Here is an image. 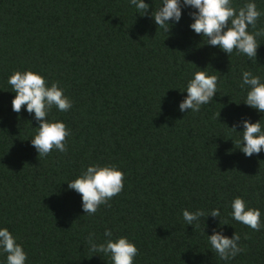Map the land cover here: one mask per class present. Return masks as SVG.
I'll use <instances>...</instances> for the list:
<instances>
[{
	"label": "trees",
	"instance_id": "16d2710c",
	"mask_svg": "<svg viewBox=\"0 0 264 264\" xmlns=\"http://www.w3.org/2000/svg\"><path fill=\"white\" fill-rule=\"evenodd\" d=\"M145 2L151 12L160 0ZM255 2L264 13V0ZM190 11L167 34L129 0H0V227L23 245L27 264H111L87 244L90 232L102 242L106 228L135 243V264H226L210 251L207 225L208 235H240L243 251L228 264H264V228L229 216L239 196L264 222V151L245 156L233 142L241 134L229 129L264 117L243 104L239 86L242 71L264 77V38L257 63L229 57L190 29ZM199 68L218 77V93L199 112H181V92ZM26 70L59 82L71 100L70 110L48 116L71 130L67 152L39 157L34 114L13 111L7 80ZM94 163L118 166L124 188L88 216L67 182ZM215 208L220 219L202 217L194 228L183 221L184 209Z\"/></svg>",
	"mask_w": 264,
	"mask_h": 264
},
{
	"label": "clouds",
	"instance_id": "9594fccd",
	"mask_svg": "<svg viewBox=\"0 0 264 264\" xmlns=\"http://www.w3.org/2000/svg\"><path fill=\"white\" fill-rule=\"evenodd\" d=\"M129 3L140 16L150 14L158 29L167 34L174 25L180 23L184 11L191 9L189 16L193 22L189 27L202 37L204 45L218 47L229 57L235 53L257 63L258 49L261 46L259 41L264 38V28L257 29V21L264 13L257 9L255 0H247L239 8L233 7L232 0H160L159 5L151 12L152 6L145 0H129ZM249 26L255 31H248ZM7 83L15 93L12 100L13 111L20 113L26 106V111L34 114L38 122L39 126L35 127L36 131L30 141L39 157H46L53 150L67 152L65 140L71 135V130L62 121L48 119L53 107L61 112L72 108V102L59 82L49 84L39 72L26 70L13 72ZM217 84L218 77L209 74L207 69L193 72L186 83L185 91L181 92L187 95L179 103V110L187 113L199 112L202 106L214 100L218 93ZM239 86L246 93L243 104L258 113H264V77L242 71ZM262 121L264 117L255 123L250 118H242L238 124L228 127L241 134L239 140L233 142L249 158L264 151ZM238 127H242L243 131L237 132ZM124 179L125 174L118 166L94 163L89 164L75 179L67 182V185L69 190L80 194L83 212L92 216L101 205H108L113 197L122 192ZM230 208L229 216L232 220L255 231L264 228L261 210L249 206L243 197H234ZM182 217L188 226L194 228L199 226L202 217L220 219L221 210L215 208L206 213L203 209L194 212L184 209ZM207 228L208 225L204 234L207 236L210 251L221 261L228 264L243 251L238 246L241 239L238 233L228 237L221 228L213 229L212 234L208 235ZM87 244L91 252L107 256L111 264H135L138 255L135 243L125 236H114L111 228L105 229L102 242H98L96 234L90 232ZM0 255L5 257L0 264H27L28 255L23 245L7 227H0Z\"/></svg>",
	"mask_w": 264,
	"mask_h": 264
}]
</instances>
